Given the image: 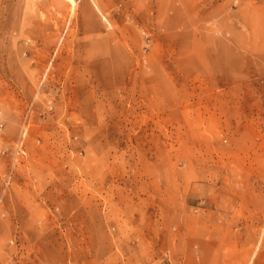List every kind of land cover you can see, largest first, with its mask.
I'll return each instance as SVG.
<instances>
[{"label":"rangeland","instance_id":"374dc122","mask_svg":"<svg viewBox=\"0 0 264 264\" xmlns=\"http://www.w3.org/2000/svg\"><path fill=\"white\" fill-rule=\"evenodd\" d=\"M0 264H264V0H0Z\"/></svg>","mask_w":264,"mask_h":264},{"label":"bare ground","instance_id":"6f19581e","mask_svg":"<svg viewBox=\"0 0 264 264\" xmlns=\"http://www.w3.org/2000/svg\"><path fill=\"white\" fill-rule=\"evenodd\" d=\"M49 1V0H48ZM68 1H70L71 2V0H68ZM50 3V2H49ZM53 5V4H52ZM66 6V5H65ZM74 11V10H73Z\"/></svg>","mask_w":264,"mask_h":264}]
</instances>
